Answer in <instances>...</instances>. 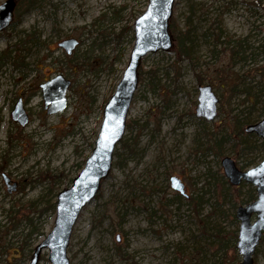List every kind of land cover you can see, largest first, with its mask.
Returning <instances> with one entry per match:
<instances>
[{"label":"rangeland","instance_id":"rangeland-1","mask_svg":"<svg viewBox=\"0 0 264 264\" xmlns=\"http://www.w3.org/2000/svg\"><path fill=\"white\" fill-rule=\"evenodd\" d=\"M33 1H16L13 22L0 32V55L11 52L0 64V264H29V251L52 230L57 196L95 147L104 107L129 62L134 23L149 4ZM172 19L192 30L190 58L179 59L171 33L170 50L141 60L139 69L154 70V86L150 74L139 76L113 168L73 229L70 264H127L119 249L136 264L242 261L236 211L257 194L251 200L246 182L231 185L222 160L243 170L264 160V139L245 132L248 119L264 117V0H175ZM68 38L79 41L72 55L58 45ZM17 55L23 67L14 64ZM59 73L71 80L68 104L49 115L40 84ZM206 84L219 98L213 121L196 116ZM19 97L30 116L26 126L11 115ZM241 140L257 147L243 155ZM3 174L16 190L8 191ZM173 176L187 195L171 187ZM254 262L264 264V233ZM39 264H52L48 249Z\"/></svg>","mask_w":264,"mask_h":264},{"label":"water","instance_id":"water-1","mask_svg":"<svg viewBox=\"0 0 264 264\" xmlns=\"http://www.w3.org/2000/svg\"><path fill=\"white\" fill-rule=\"evenodd\" d=\"M174 5L175 0H149L147 9L136 19L134 46L129 62L115 92L104 107V117L95 147L81 172L73 179L72 185L58 194L55 224L45 239L36 246L29 264H39L44 249L49 250L52 264H70L67 248L73 229L84 208L95 200L102 182L108 178L113 168L114 151L125 134L128 112L139 85L141 60L149 53L168 51L173 46L170 20ZM15 7L16 0H5L0 4V32L10 27ZM78 44L76 38L64 39L58 43L68 55L73 54ZM70 85L71 80L62 73L40 84L47 114H57L66 109ZM218 103L219 98L212 86L200 85L196 116L206 121L215 120ZM11 115L21 126L29 123L30 117L22 98L15 103ZM245 132L255 133L264 139V117L257 123L247 125ZM222 166L231 185L240 186L247 182L256 187L257 198L247 205L239 206L236 211V218L240 221L236 242L242 255L240 264H255L254 253L264 233V160L255 167L242 170L232 158L224 157ZM3 178L9 192L17 189V182H11L6 174H3ZM170 181L174 190L187 195L185 184L179 177L173 176ZM117 239L120 240L121 236L117 235Z\"/></svg>","mask_w":264,"mask_h":264},{"label":"trees","instance_id":"trees-1","mask_svg":"<svg viewBox=\"0 0 264 264\" xmlns=\"http://www.w3.org/2000/svg\"><path fill=\"white\" fill-rule=\"evenodd\" d=\"M19 1L21 5H25V6H31L33 4V0H16ZM170 33H172V35H174V37L177 39V52H178V56L179 59H188L190 58V54H191V42H192V38H191V34H192V30L189 27H185V28H181L179 26V24L176 23L175 19H172V23L170 24ZM214 34V33H213ZM216 35V41L219 39V36L221 35L220 33L215 34ZM23 49L19 46H16L15 51H22ZM10 51L5 50L3 53H1L0 55V64L3 60H5L6 58L9 57L10 55ZM14 59V64L16 66L19 67H23L24 66V57L17 55L15 57H13ZM145 74H150L151 77V83L154 86L155 83V72L154 70L152 71H146L143 68L139 69V76L143 79ZM248 93H251L250 90H248ZM252 121L250 119L247 120V123H251ZM130 124V122H129ZM251 135H254L253 133H251ZM250 134H248V136L251 137ZM238 147H240V151L242 152V154L244 155V153H248L254 150V148H256V145H251L249 141L246 140H241L238 144ZM219 148L221 150V147L219 145ZM252 187V196L250 197L251 200L255 199V196L257 194L256 189ZM100 195V191L97 195V197ZM192 199H194L192 197ZM13 212V211H12ZM32 232V229H30V234ZM30 249V248H29ZM20 251H25V249L23 247H21L20 249H15V253L19 254ZM33 248L29 251L30 253H32ZM118 254L120 255V257L123 258L124 261L127 262V264H136L135 259L133 256L126 254L125 252H122L120 249L118 250ZM30 255V254H29Z\"/></svg>","mask_w":264,"mask_h":264},{"label":"flooded vegetation","instance_id":"flooded-vegetation-1","mask_svg":"<svg viewBox=\"0 0 264 264\" xmlns=\"http://www.w3.org/2000/svg\"><path fill=\"white\" fill-rule=\"evenodd\" d=\"M13 22V21H12ZM49 72V71H48ZM50 76V75H49ZM50 78H52V77H49L47 80H49ZM47 80H45V81H47ZM19 98H22L23 99V102H24V105H25V100H24V98L23 97H19ZM18 98V99H19ZM15 105V104H14ZM26 107V106H25ZM13 110V109H12ZM27 110V112H28V109H26ZM12 112V111H11Z\"/></svg>","mask_w":264,"mask_h":264},{"label":"snow or ice","instance_id":"snow-or-ice-1","mask_svg":"<svg viewBox=\"0 0 264 264\" xmlns=\"http://www.w3.org/2000/svg\"><path fill=\"white\" fill-rule=\"evenodd\" d=\"M149 15H151V13H149Z\"/></svg>","mask_w":264,"mask_h":264}]
</instances>
